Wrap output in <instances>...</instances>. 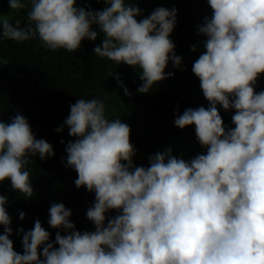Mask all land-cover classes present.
<instances>
[{
    "label": "clouds",
    "instance_id": "9594fccd",
    "mask_svg": "<svg viewBox=\"0 0 264 264\" xmlns=\"http://www.w3.org/2000/svg\"><path fill=\"white\" fill-rule=\"evenodd\" d=\"M29 3L25 27L20 19L13 23L0 16V39L23 42L38 36L49 50L73 52L84 38H97L92 25L98 24L105 38L93 49L95 55L138 66L140 93L173 75L164 71L169 59L180 66L182 57L170 39L175 8L158 7L138 21L141 9L126 0H107L109 6L100 11L77 7V0H8L14 11ZM208 3L212 16L199 27L207 36L206 52L192 71L210 105L188 108L175 119L179 128L196 126L207 154L189 162L169 148L150 157L149 167L133 170L130 126L109 120L103 100H78L65 120L69 135L80 137L67 145V165L78 173L76 186L96 194L87 211L96 231L57 233L56 248L45 243L50 233L37 219L32 230H19L24 232L20 254L9 238L7 197L0 195V225L5 226L0 264H264V91L254 88L264 73V0ZM218 104L237 110L233 129H225ZM37 153L41 159L55 155L47 140L36 139L26 117L0 121V181L10 179L13 190L29 198L34 189L26 168L29 154ZM109 209L122 214L105 226ZM49 213L53 228H75L63 203H53ZM25 215L21 211L20 219Z\"/></svg>",
    "mask_w": 264,
    "mask_h": 264
},
{
    "label": "trees",
    "instance_id": "16d2710c",
    "mask_svg": "<svg viewBox=\"0 0 264 264\" xmlns=\"http://www.w3.org/2000/svg\"><path fill=\"white\" fill-rule=\"evenodd\" d=\"M126 3L141 9L135 17L138 21L147 18L158 7L177 9L170 39L175 44V54L182 57L180 66L176 67L175 62L169 59L164 71L173 75L156 82L147 93L138 91L143 84L140 78L142 70L138 66L95 55L93 49L101 46L105 38L98 24L92 25V30L98 33L97 38H84L81 47L73 52L63 48L49 50L38 36L23 42L0 39V121L11 123L13 116L23 115L36 139L47 140L55 152L54 156L44 159L38 153L29 154L30 163L26 170L30 172L34 189L32 197L13 190L10 179L0 181V195L7 197L5 208L13 229L9 238L13 241L14 250L20 254L24 253V232L32 230L37 219L50 233L49 241L45 243H52L56 248H59L57 233L68 235L73 231L82 234L96 231V225L87 217L88 209L95 204L96 194L88 191L86 186L77 187L78 173L67 165V145L80 137L69 135L65 120L70 114V106L78 100H103L109 120L120 119L130 126V142L135 148L132 161L141 152L155 155L169 137L196 142L202 153L207 154V146L197 138L196 126L179 128L175 119L188 108H207L210 105L203 94L200 79L192 71L195 61L206 52L203 45L207 36L199 32V27L206 17L212 16L208 0H126ZM76 6L87 11H100L109 4L107 0H77ZM30 7L29 3L25 9L14 11L8 0H0V16L8 17L13 23L20 19L21 27H25ZM117 76L131 95L125 93ZM254 88L257 93L264 91V73L258 77ZM229 98L232 99L231 96ZM217 108L225 129H233L232 117L237 110H226L220 104ZM58 128L63 130L57 131ZM122 163L127 164V161ZM150 163L149 159L141 166L147 168ZM53 203H63L71 210L69 220L75 225L74 229L53 228L48 223ZM21 211L26 214L23 220L19 217ZM120 214L122 209H109L105 213V226ZM4 227L0 225V234L4 233ZM21 228L24 232L19 231ZM43 247L42 244L39 248L41 260L44 259Z\"/></svg>",
    "mask_w": 264,
    "mask_h": 264
},
{
    "label": "rangeland",
    "instance_id": "374dc122",
    "mask_svg": "<svg viewBox=\"0 0 264 264\" xmlns=\"http://www.w3.org/2000/svg\"><path fill=\"white\" fill-rule=\"evenodd\" d=\"M169 148L172 150V155L189 162L196 156L203 154L202 149L196 142L180 140L175 137H169L159 152H166ZM152 156H154L152 152L139 153L133 161V170L135 167H140L144 162H147Z\"/></svg>",
    "mask_w": 264,
    "mask_h": 264
}]
</instances>
